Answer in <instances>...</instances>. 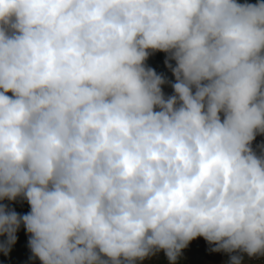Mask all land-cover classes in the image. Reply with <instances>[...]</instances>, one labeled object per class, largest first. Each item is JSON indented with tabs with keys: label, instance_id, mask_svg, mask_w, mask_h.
<instances>
[{
	"label": "clouds",
	"instance_id": "9594fccd",
	"mask_svg": "<svg viewBox=\"0 0 264 264\" xmlns=\"http://www.w3.org/2000/svg\"><path fill=\"white\" fill-rule=\"evenodd\" d=\"M258 135L264 0H0V202L30 205L0 203L5 255L22 224L40 264L264 256Z\"/></svg>",
	"mask_w": 264,
	"mask_h": 264
},
{
	"label": "rangeland",
	"instance_id": "374dc122",
	"mask_svg": "<svg viewBox=\"0 0 264 264\" xmlns=\"http://www.w3.org/2000/svg\"><path fill=\"white\" fill-rule=\"evenodd\" d=\"M240 3H256L257 0H238ZM168 58V54L164 52H151L148 59L145 61L147 67H150L156 71L157 74L165 78L166 83L161 85L162 91L165 97L174 94V90L171 86L175 82V77L172 74L171 69L166 65L165 61ZM172 66H175V61H169ZM11 96V93H8ZM264 143V135H258L253 141V148L259 154L260 149L258 145ZM0 203L7 204L9 208L14 209L21 216L27 214L30 208L10 207L8 201H2ZM17 241L12 246L11 251L5 255L0 252V264H40L38 259H30L31 251L28 247L29 234L26 232L24 226L17 231ZM6 237L0 236V241L5 240ZM214 245H210L203 237H197L192 240L187 248L182 250V254L177 259L176 264H229V254L224 252H213L211 249ZM137 264H169L164 252L161 251L155 255L149 256L143 261H138ZM243 264H249L247 260L243 259Z\"/></svg>",
	"mask_w": 264,
	"mask_h": 264
},
{
	"label": "trees",
	"instance_id": "16d2710c",
	"mask_svg": "<svg viewBox=\"0 0 264 264\" xmlns=\"http://www.w3.org/2000/svg\"><path fill=\"white\" fill-rule=\"evenodd\" d=\"M8 203H10V207H16V205H19L20 208H30V205L28 204L27 200L22 197H18L16 201H8Z\"/></svg>",
	"mask_w": 264,
	"mask_h": 264
},
{
	"label": "built area",
	"instance_id": "2783aa9c",
	"mask_svg": "<svg viewBox=\"0 0 264 264\" xmlns=\"http://www.w3.org/2000/svg\"><path fill=\"white\" fill-rule=\"evenodd\" d=\"M245 259L249 264H264V256H257L249 258L245 255Z\"/></svg>",
	"mask_w": 264,
	"mask_h": 264
}]
</instances>
